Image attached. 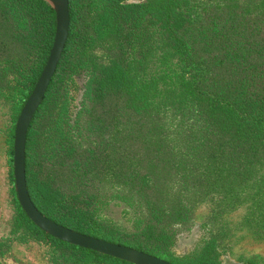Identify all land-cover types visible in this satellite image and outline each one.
Returning a JSON list of instances; mask_svg holds the SVG:
<instances>
[{"label":"trees","instance_id":"16d2710c","mask_svg":"<svg viewBox=\"0 0 264 264\" xmlns=\"http://www.w3.org/2000/svg\"><path fill=\"white\" fill-rule=\"evenodd\" d=\"M126 1L69 0L67 44L27 136L30 197L43 215L75 232L172 264H222L213 240L178 259L172 249L193 224L185 196L218 190L211 168L202 178L211 186L199 185L204 171L197 161L214 168L238 158L249 173L264 163V0H222L198 18L187 0ZM56 30L47 1L0 0V100H18L16 120ZM100 48L105 65L95 53ZM133 51L137 64L155 58L148 73L144 65L132 68ZM83 76V100L71 121ZM162 79L168 94L159 88ZM177 178L178 189L168 181ZM112 202L130 208L128 229L105 218ZM17 204L22 225L81 264H132L48 235Z\"/></svg>","mask_w":264,"mask_h":264},{"label":"rangeland","instance_id":"374dc122","mask_svg":"<svg viewBox=\"0 0 264 264\" xmlns=\"http://www.w3.org/2000/svg\"><path fill=\"white\" fill-rule=\"evenodd\" d=\"M144 1L147 0L141 2ZM187 1L194 7L197 18L203 15L202 11L205 8L216 9L219 6H224L222 0ZM135 2L137 1H126V3ZM227 2L230 5V1L227 0ZM147 26L149 28L148 22ZM144 35H146L147 46L143 52L146 53L150 43L149 41L147 43V35L150 34L144 31ZM95 53L101 59L100 65L108 63L109 57L105 49L100 48ZM132 57L135 62L133 69L138 70L140 66L144 65L143 67L148 73L153 68L155 62L153 56L146 58L143 64L142 61L137 64L134 51ZM145 80L147 79L145 78ZM86 82L85 76L77 79V88L73 93L75 99L72 101L75 107L71 108L70 112L71 121L75 119V114L82 103ZM159 84L160 90L168 94L171 90L168 80L164 82L162 79ZM173 95L177 97V94ZM19 108L18 100H0V264H72L74 261L81 264L80 261L73 259L74 257L71 258L68 252H63L53 243L48 242L35 228L22 225L19 222L14 162L12 163L13 141L15 157L14 136L19 119L18 117L16 120ZM166 122V127L170 131L173 130L171 116H168ZM178 141L174 142V145L182 146V142ZM174 152L176 153L175 150ZM129 154L131 155V152ZM169 159L174 161L173 157ZM197 163L201 165L202 172L204 171L203 175L198 174L200 176L199 185L211 186L212 183L209 181L202 182V178L206 174H211L207 172V169L211 168L217 172L214 176L217 179L215 184L219 183L216 184L218 190L214 189L212 193H209L211 191L208 190L201 194H193L190 198L188 197L191 193L185 196L186 200L183 204L191 205L193 224L190 230H182V233L179 234L176 245L172 249L174 257L182 258L183 255L190 254L196 247H200L205 241L213 240L217 245V256L222 264H264V163L258 162V171L254 173H249L248 167L244 166L242 160L238 158H234L227 164L216 163L214 168L204 161L199 160ZM222 176L224 178L220 179ZM173 177H176V173L171 179H174ZM179 177H181L180 174ZM180 180L177 178L175 181H168L178 189L181 185L176 184ZM196 183L195 181L187 185V190H194L193 186ZM199 185L195 191L200 190ZM187 199L193 200V202ZM100 211L102 216V207ZM104 216L122 229H128L132 224L130 208L122 202H112Z\"/></svg>","mask_w":264,"mask_h":264},{"label":"water","instance_id":"95a60500","mask_svg":"<svg viewBox=\"0 0 264 264\" xmlns=\"http://www.w3.org/2000/svg\"><path fill=\"white\" fill-rule=\"evenodd\" d=\"M55 10L57 30L53 48L43 73L19 116L15 133L14 175L19 202L31 221L48 235L132 264H172L136 249L75 232L47 218L33 203L26 176V144L30 125L41 106L65 50L70 30L69 0H45Z\"/></svg>","mask_w":264,"mask_h":264}]
</instances>
